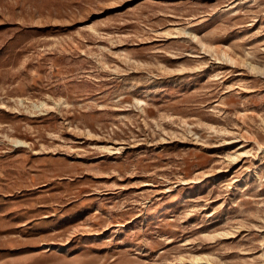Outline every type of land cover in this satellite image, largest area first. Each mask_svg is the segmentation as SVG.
Returning <instances> with one entry per match:
<instances>
[{
  "label": "rangeland",
  "instance_id": "374dc122",
  "mask_svg": "<svg viewBox=\"0 0 264 264\" xmlns=\"http://www.w3.org/2000/svg\"><path fill=\"white\" fill-rule=\"evenodd\" d=\"M0 264H264V0H0Z\"/></svg>",
  "mask_w": 264,
  "mask_h": 264
}]
</instances>
